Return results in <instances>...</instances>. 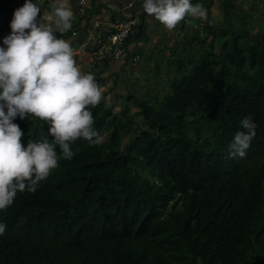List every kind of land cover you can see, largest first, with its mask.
<instances>
[{
    "label": "trees",
    "instance_id": "obj_1",
    "mask_svg": "<svg viewBox=\"0 0 264 264\" xmlns=\"http://www.w3.org/2000/svg\"><path fill=\"white\" fill-rule=\"evenodd\" d=\"M193 2L208 10L195 30L200 48L171 59L187 72L161 98L137 100L134 112H114L108 91L88 106L103 142H72L71 159L0 211V264H264V29L248 28L240 0H217L218 25L211 0ZM7 5L0 0V32L11 29ZM136 6L129 39H145ZM100 65L87 72L103 87L115 75ZM246 115L255 136L244 157H230ZM15 122L24 143L54 142L34 115Z\"/></svg>",
    "mask_w": 264,
    "mask_h": 264
},
{
    "label": "clouds",
    "instance_id": "obj_2",
    "mask_svg": "<svg viewBox=\"0 0 264 264\" xmlns=\"http://www.w3.org/2000/svg\"><path fill=\"white\" fill-rule=\"evenodd\" d=\"M141 6L170 30L188 17H208L205 6L193 0H141ZM73 19L69 0H52L50 9L42 0H24L13 12L11 32L2 37L0 211L13 204L18 191H35L61 158L71 159L72 142L78 138L90 145L103 142L88 107L101 101L103 88L93 72L82 70L71 41L57 35L71 29ZM29 114L47 123L54 142L22 141L24 132L15 119ZM240 125L229 144L230 157H244L256 133L250 116H244ZM6 227L0 220V235Z\"/></svg>",
    "mask_w": 264,
    "mask_h": 264
},
{
    "label": "rangeland",
    "instance_id": "obj_3",
    "mask_svg": "<svg viewBox=\"0 0 264 264\" xmlns=\"http://www.w3.org/2000/svg\"><path fill=\"white\" fill-rule=\"evenodd\" d=\"M240 1L243 5L241 7L243 14L247 15V20L249 21L248 28L254 31L264 29V0ZM250 5L253 7L249 9ZM214 13L215 16L211 15V24H222V12L218 10ZM199 26L192 28L186 26L187 41L184 42H180L183 37V32L179 31L180 29H175L174 31L164 26L160 32V38L155 40V43L147 41V46H144L148 48V50H145V55H141L140 58L137 56V61L134 64L126 66L125 70L119 71L115 77H110L102 88L104 92L108 91L105 101L113 107V111L120 114L134 112L137 110V100L152 97L159 99L168 92L172 80L187 72L186 68H188L186 66L183 69H179L175 58L179 57L185 61L200 48L195 39V30L197 29L198 32L202 31V27L200 26V28ZM10 32L11 30L9 32L6 30L0 32V43H2V37ZM149 34L153 36L151 31H149ZM214 45H217V40ZM172 49H174L173 52ZM171 59H175L176 62H171ZM134 119L139 124L143 123L139 113L134 115Z\"/></svg>",
    "mask_w": 264,
    "mask_h": 264
},
{
    "label": "crops",
    "instance_id": "obj_4",
    "mask_svg": "<svg viewBox=\"0 0 264 264\" xmlns=\"http://www.w3.org/2000/svg\"><path fill=\"white\" fill-rule=\"evenodd\" d=\"M126 1L128 0H85L84 9L81 10L77 5V0H69V3L71 4L72 10L74 12L72 28L65 33H57V35L63 36L64 38L71 41L72 46L75 49L77 62L81 65L83 71L87 72L88 70L94 68L96 65H93L89 62L90 57L87 52V48L83 45L84 40L82 37V33L79 32L77 36H74L71 34L72 29L74 27H77L79 21L83 19L86 21H92L94 19H98V20H102L103 22L122 20L125 16L120 11L119 7L122 3ZM140 1L141 0H136V3ZM4 3H8L7 12L5 13V15L7 18L11 19L14 10L19 6H22L24 0H3V4ZM42 3L45 9H50L52 6V0H42ZM217 6H218L217 0H211L210 15L215 16L214 12L218 11ZM140 11H141V7H140ZM202 19L203 18H199V17H191V21L188 24H186V26H190L191 28L197 27L199 26V23L201 22ZM144 21H145L146 38L145 39L130 38L128 40L129 49L135 54H137L139 58L141 55L146 54L145 50H148V48L144 47L145 45L147 46V41L154 42L155 40H158L160 38V32L163 30L162 28L164 27V25L154 15L149 14L147 12H145ZM186 26H184V28L181 29L179 24L175 28V29H180L179 31L183 32L182 41L180 42H183L187 39L186 38L187 34L185 33ZM175 29H171V30L175 31ZM10 30L6 29L7 32H9ZM149 31L152 32L153 36L149 34ZM173 51L174 49H172V52ZM100 67L101 65L98 66L97 68L99 69ZM124 70H125V66L123 65L120 66L118 62H110L107 69H105L104 71V75L114 74L116 76V74H118L119 71H124Z\"/></svg>",
    "mask_w": 264,
    "mask_h": 264
},
{
    "label": "built area",
    "instance_id": "obj_5",
    "mask_svg": "<svg viewBox=\"0 0 264 264\" xmlns=\"http://www.w3.org/2000/svg\"><path fill=\"white\" fill-rule=\"evenodd\" d=\"M79 9H84L85 0H77ZM124 18L119 21L103 22L81 20L71 34L77 36L82 33L83 45L87 48L89 62L93 65L105 61L118 62L120 65L130 66L137 61V54L128 47V39L138 29L140 7L136 0H128L119 7Z\"/></svg>",
    "mask_w": 264,
    "mask_h": 264
}]
</instances>
